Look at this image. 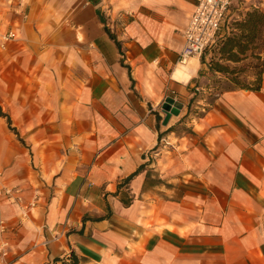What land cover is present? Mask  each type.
Returning <instances> with one entry per match:
<instances>
[{
  "label": "crops",
  "instance_id": "obj_1",
  "mask_svg": "<svg viewBox=\"0 0 264 264\" xmlns=\"http://www.w3.org/2000/svg\"><path fill=\"white\" fill-rule=\"evenodd\" d=\"M193 8L0 0L17 34L0 46V185L36 196L26 217L0 198V264H264V71L234 85L208 49L173 78ZM168 95L183 106L163 123Z\"/></svg>",
  "mask_w": 264,
  "mask_h": 264
},
{
  "label": "built area",
  "instance_id": "obj_2",
  "mask_svg": "<svg viewBox=\"0 0 264 264\" xmlns=\"http://www.w3.org/2000/svg\"><path fill=\"white\" fill-rule=\"evenodd\" d=\"M231 0H194V8L186 26L181 31L182 44L177 61L185 63L191 56H200L210 49L220 37V29L228 13ZM17 36L16 31L0 24V46ZM10 198L19 203L21 217L29 214L36 196L24 201L22 187L17 184L0 185V198ZM8 241L0 239V255L4 258Z\"/></svg>",
  "mask_w": 264,
  "mask_h": 264
},
{
  "label": "trees",
  "instance_id": "obj_3",
  "mask_svg": "<svg viewBox=\"0 0 264 264\" xmlns=\"http://www.w3.org/2000/svg\"><path fill=\"white\" fill-rule=\"evenodd\" d=\"M263 21V11L257 8L246 10L241 18L234 21V26L237 29L231 30V32L219 37L216 43L210 48L211 55L209 62L211 68L224 72L234 85L251 88H258L260 85L261 75L264 71V61L261 53ZM255 39H258V42H255ZM253 48H257V51L252 52L253 55L260 60L253 71L254 78L252 81L242 82L239 77L242 71L241 68L230 66V64L223 63L220 59L236 62L241 59V55L245 56L247 54L248 49ZM254 67L255 66H253V68ZM232 83L229 82L221 85L219 83V78H214L213 83L210 84L218 88L231 85ZM0 114L5 115L1 110Z\"/></svg>",
  "mask_w": 264,
  "mask_h": 264
},
{
  "label": "rangeland",
  "instance_id": "obj_4",
  "mask_svg": "<svg viewBox=\"0 0 264 264\" xmlns=\"http://www.w3.org/2000/svg\"><path fill=\"white\" fill-rule=\"evenodd\" d=\"M242 14H230L227 13L223 27L227 25L228 31L231 32V30H236L237 28L234 26V21L241 18ZM255 42H258V39H255ZM252 50V51H251ZM253 51H257V48L248 49L247 54L245 56L241 55V59L233 66H236L238 68H241V73L239 74L240 79L242 82H250L254 78L253 71L257 67V64L259 62V58L253 55ZM253 66H255L253 68ZM253 68V69H252ZM213 83V81H212ZM0 110L3 111L1 108Z\"/></svg>",
  "mask_w": 264,
  "mask_h": 264
},
{
  "label": "water",
  "instance_id": "obj_5",
  "mask_svg": "<svg viewBox=\"0 0 264 264\" xmlns=\"http://www.w3.org/2000/svg\"><path fill=\"white\" fill-rule=\"evenodd\" d=\"M182 106L183 103L180 100L170 95L166 96L161 103V109L165 113L163 123H167L171 114H178Z\"/></svg>",
  "mask_w": 264,
  "mask_h": 264
},
{
  "label": "bare ground",
  "instance_id": "obj_6",
  "mask_svg": "<svg viewBox=\"0 0 264 264\" xmlns=\"http://www.w3.org/2000/svg\"><path fill=\"white\" fill-rule=\"evenodd\" d=\"M188 61H189V63H188ZM187 62H185V63H178L177 65H182V66H178V67H176L174 70H173V72H172V74H171V76L173 77V78H176V79H179V80H182L183 82L185 81V80H187V78L190 76V74L192 73V70H191V68H188L187 67V65H192V64H194V63H196V58H192L191 60H188ZM186 66V67H185ZM193 66V65H192ZM162 110V109H161ZM165 114V113H164Z\"/></svg>",
  "mask_w": 264,
  "mask_h": 264
}]
</instances>
